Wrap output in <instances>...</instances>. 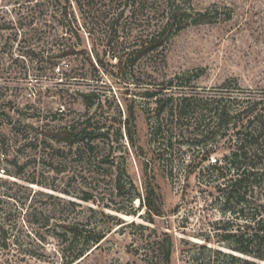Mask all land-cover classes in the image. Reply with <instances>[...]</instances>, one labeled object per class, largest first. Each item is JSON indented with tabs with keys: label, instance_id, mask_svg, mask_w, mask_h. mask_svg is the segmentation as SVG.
<instances>
[{
	"label": "rangeland",
	"instance_id": "374dc122",
	"mask_svg": "<svg viewBox=\"0 0 264 264\" xmlns=\"http://www.w3.org/2000/svg\"><path fill=\"white\" fill-rule=\"evenodd\" d=\"M36 1L0 0V67H5L1 69L0 84L9 85V93L21 105L29 102L27 111L52 123L89 114L104 129H109V135L98 140L102 150L110 153V162L96 168L102 174L95 176L87 172L83 177L72 179L68 187L78 193H82L81 187L84 185L93 187L99 198L104 197L105 202L123 207L125 212L120 214L129 223L122 227L117 225L116 228H120L109 233L100 246L78 264H144L142 253L148 247V239L153 240L155 233L139 226L140 223L168 230L174 235L175 249L171 264H195L198 256L207 261L214 260L212 251L187 243L182 240L183 237L205 242L204 237L211 233L214 238L207 242L209 246L229 250L216 240L215 231H221V228L215 226L218 221L222 224L232 218L226 208L237 204L234 201L226 204L219 190L224 178L217 177V171L211 164L225 165V155L234 149V130L221 128L204 139L194 134L197 120L193 118L189 128L193 133L181 135L182 128L176 117L175 121H171L173 116H170L163 124V133L172 134L175 142L167 153L169 155L160 157L158 151L163 149L164 144L160 145L159 140L153 137L157 123L156 98L164 95L160 91L161 85L169 79L174 84H186L185 89H180L178 85L170 89L176 95L191 93L203 99L198 100L197 104L202 109L196 114L199 117L207 109H214L216 99L220 97L231 108L242 100L263 98L264 0H186L194 15L202 12L201 22L191 23L174 34L164 49L159 48L143 57L133 67L123 65L122 68L116 65L118 59L112 57L113 53L121 50H110L104 46V22L83 18L76 7L82 39L74 36L70 41L80 42L79 49L83 46L95 47L104 65L95 68L83 53H78L62 58L54 68L53 62L56 60L53 58H42L41 55L32 58L28 55L30 47H43L46 54L55 30L58 35L65 34L62 26L53 25L41 24L40 31H32L39 16L50 15L61 5L58 2L48 5V0H45L46 6L39 7L35 6ZM122 21L126 23L128 20L125 17ZM130 25L127 24L125 32L129 31ZM90 31L93 33L90 34ZM148 91L158 94L148 96ZM83 92L90 93L86 100ZM88 104H91L89 110ZM128 108L134 112L130 126L126 123ZM61 110L65 112L58 113ZM130 127L135 145L128 135ZM200 138L203 140L198 141ZM176 139L186 142L179 143ZM9 141H13V138ZM209 149L210 158L204 159ZM262 161L264 163V159ZM38 167L41 170V166ZM33 168L29 167L27 174ZM53 173L46 171L48 180L53 179ZM67 173L53 180L64 186L69 181L63 178ZM119 173L124 188L117 193L115 177ZM228 173L226 178L234 171L229 170ZM0 175L28 183L3 171ZM146 184L155 187L157 200L164 210L162 215L154 216L155 223L148 221V209L138 197L134 205H131L129 198L135 191L144 193ZM10 187L9 191L16 196L8 199L4 205L6 210L12 211L9 217L0 211V223L5 221L12 234L8 247H3L0 236V264H63L58 238L51 234L39 215H33L31 218L34 221L31 223L25 211L21 213L18 206L24 205L26 209V206L32 205L30 211L36 206L56 205L59 209L61 205H67L59 198L35 193L37 189L77 199L83 205L97 204L37 184H34V191L18 185ZM254 190L256 201L264 203L263 185L255 186ZM108 210L117 212L110 208ZM134 210L136 213H133ZM56 212L59 215L58 210ZM94 221L101 224L103 219L96 217ZM132 221L136 224H132ZM51 223L55 227L56 218H52ZM26 224L46 235V239L33 234L28 236ZM28 248L34 252L26 251Z\"/></svg>",
	"mask_w": 264,
	"mask_h": 264
},
{
	"label": "trees",
	"instance_id": "16d2710c",
	"mask_svg": "<svg viewBox=\"0 0 264 264\" xmlns=\"http://www.w3.org/2000/svg\"><path fill=\"white\" fill-rule=\"evenodd\" d=\"M55 2L61 4L59 9L50 15L39 16L36 25L32 26V31H40L42 24V26L49 27L62 26L65 34L58 35L56 30L52 33L53 42L47 48L46 54L43 47H30L27 51L32 58L38 55L42 58H53L56 60L53 62L54 68L62 58L73 57L78 53H83L95 68L97 65H104L95 47L83 46L79 49L80 42L70 41V38L74 36L82 39L75 7L80 10L83 18L90 17L93 22H104V46H108L110 50L113 48L121 50L119 53L112 54V57L118 59L116 65L120 68L123 65L133 67L143 57L159 48L164 49L174 34L191 23H200V16H202L200 11L194 15L192 7L186 5V0H48V5ZM43 5L46 6L45 0H37L35 3V6L42 7ZM73 5H75L74 8H72ZM125 17L128 20L126 23L122 21ZM127 24L131 25L128 26L129 31L125 32ZM92 33L90 31V34ZM4 68L0 67V74H2L1 69ZM58 69L61 71L60 66ZM162 83L160 91L164 95L156 98L157 123L153 131L154 140H159L160 145L164 144L163 149L158 151L160 157L168 156L167 153L175 142L172 134L163 133V124L169 120L170 116H173L171 121H175L174 116L176 117V121L182 128L181 135L185 132L193 133L189 129L193 118H195L194 121L197 120L194 134L204 139L212 133L216 134L221 128L234 130L232 135L235 140L234 149L225 155V165L211 164L217 171V177L224 178L222 186L219 185V190L222 191L226 204L231 201L237 204L226 208V212L233 217L228 218L222 224L218 221L216 222L218 227L215 226V228H221V231H215L216 240L225 244L229 250L209 246L207 242L214 238L211 233L204 237L205 242L183 237L182 240L185 242L207 248L215 255L214 260L209 259L208 261L198 256L195 258V264H264V203H258L257 198L253 197L255 186L260 184L264 188V163L262 161L264 159V97L242 100L235 108H231L228 103H223V97H220L216 99L214 109H207L199 117L196 114L202 109H199L197 104L198 100L199 102L203 100L202 98L191 93L176 95L171 92L170 89L175 85H178L180 89H185L186 84L184 83L174 84L171 79ZM146 94L154 96L158 92L148 91ZM82 95L86 100L90 93L83 92ZM29 106V102L21 105L15 96L9 93V85L0 84V172L3 171L28 182L11 180L0 175V211H3L5 217L11 214L12 210H6L4 205L8 199L16 196L15 193L9 191L12 188L11 185L34 191V184H37L97 204V206L83 205V202L77 199L37 189L35 193L59 198L67 205H61L59 209L56 205L41 208L36 206L30 211L29 208L32 205H25L26 209L24 205L18 206L21 213L25 211L27 220L31 223L34 221L31 217L39 215L44 220V225L48 226V230L52 232L51 234L58 238L60 250L63 252V264H78L94 248L99 247L109 233L129 224L120 214L125 212V209L109 201L105 202L104 197L99 198L93 187L84 185L81 187L82 193L75 192L68 187L72 179L83 177L87 172L95 176L102 174L96 168L110 162V153L102 150L98 140L107 137L109 129H104V126L89 114L69 121L59 119V122L52 123L45 117L27 111ZM90 108L91 104H88V110ZM64 112V110L58 111L60 114ZM133 118L134 112L128 108L126 121L128 126ZM207 118L208 121H206ZM206 127H208L207 130ZM128 135L132 144L135 145L131 127ZM10 138H13V141H9ZM203 138L197 140L202 141ZM178 140L176 139V142H186ZM195 142L197 141L192 143L198 144ZM205 153L204 159H209L211 150ZM38 166H41V170H38ZM29 167L34 168L27 174ZM229 170L234 173L226 178ZM46 171L54 172L51 176L53 179L68 172L63 178L66 177L69 181L61 186L53 179L48 180L45 175ZM4 187L7 188L3 189ZM123 188L124 184L121 173H119L115 177V190L119 193ZM136 197L140 199L142 205L147 207L148 221L155 223L154 216L162 215L164 212L162 204L157 200L158 193L155 187L152 184H146L144 193L140 190L131 193L129 197L131 205H134ZM109 208L117 212L108 210ZM136 210L133 213H136ZM96 217H101L103 222L101 224L95 222ZM52 218H56L55 227L51 225ZM131 223L136 224L135 221ZM117 225L120 227L116 228ZM26 226L28 236L33 234L35 237L40 236L46 239V235H42L40 231H35L28 224ZM139 226L151 229L155 233L153 240L148 239V247L142 253L144 264H171L175 249L174 235L168 230H159L143 223ZM11 234L5 221L1 222L0 236L3 247L10 245L9 236ZM25 250L34 252L31 248Z\"/></svg>",
	"mask_w": 264,
	"mask_h": 264
}]
</instances>
